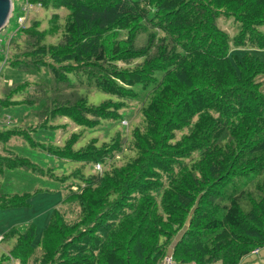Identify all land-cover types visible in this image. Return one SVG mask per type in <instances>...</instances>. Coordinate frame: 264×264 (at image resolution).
I'll use <instances>...</instances> for the list:
<instances>
[{
  "label": "trees",
  "instance_id": "obj_1",
  "mask_svg": "<svg viewBox=\"0 0 264 264\" xmlns=\"http://www.w3.org/2000/svg\"><path fill=\"white\" fill-rule=\"evenodd\" d=\"M27 2L53 13L47 30L32 18L10 36L3 65L33 80L2 86L0 116L11 110L16 118L20 106L37 123L0 130V174H44L6 146L14 136L101 171L85 175L78 167L61 176L64 194L40 239L32 222L11 227L2 237L14 243L3 256L22 264H160L172 250L173 264H239L262 249L264 91L257 77L264 59L250 50L264 51V0ZM222 17L238 24L232 37L219 27ZM92 91L107 98L91 104ZM131 101L140 104L143 129L117 131L109 142L95 137L75 148L80 135L72 134L61 147L32 136L55 131L59 118L88 129L123 121ZM123 146L135 155L113 164ZM35 192L12 193L2 182L0 208L29 206Z\"/></svg>",
  "mask_w": 264,
  "mask_h": 264
},
{
  "label": "rangeland",
  "instance_id": "obj_2",
  "mask_svg": "<svg viewBox=\"0 0 264 264\" xmlns=\"http://www.w3.org/2000/svg\"><path fill=\"white\" fill-rule=\"evenodd\" d=\"M12 1L13 8L11 17L9 18L7 25L0 30V90L2 89V86L4 84H10L12 81L17 79L33 80L32 76H29V78L25 77L22 73L12 71L3 65V58L6 54V48L9 44L10 36L14 35L17 37L19 33V23L17 21V16L22 14L24 15L20 19L21 23L28 24L29 20L32 18L40 20L42 29L46 27L45 29L47 30L48 20L52 16L51 13H53V10L43 9L38 5H34L33 7H31L27 3H24L25 0ZM22 6L24 11L22 10ZM65 11L67 13V10ZM58 12L60 17H64V10H58ZM217 23L219 27L227 32L230 37H232L238 29V24L234 20L229 18H219L217 20ZM260 29L264 32V26L260 27ZM157 34L162 35V32L157 30ZM50 39L52 38H50L49 36L46 37L47 42H50ZM232 48L233 47H231V49ZM253 51L260 53L262 59H264V51H257V49L250 50L251 53H253ZM43 71L44 69H42L41 71L42 74L44 73ZM257 80L261 83V89L264 91V75L258 76ZM106 98L107 97H105L103 93L92 91V93L89 94L88 100L91 104L97 105ZM23 108L20 106L19 108H15L17 114L16 118H13L11 116V112L13 111L10 110L8 112H4L0 116V130H6L10 126L19 127L23 124H26L27 126L36 124L37 121L34 116L30 113L27 114V112L24 111ZM16 119L20 121L16 123ZM122 120L123 121H116L117 123H114L112 121L103 122V124L95 129H88L74 124L69 119L59 118L53 122L56 126H58L55 131H47L37 134L34 133L32 134V136L33 138L35 137L37 141L46 144L51 143L55 146L61 147L64 145L65 140L72 134L80 135V140L77 142L75 148H79L85 145L91 138L95 137L98 140V144L109 142L117 131L121 132V135L126 133L128 134L129 130L133 129L136 125H138L141 130L143 129L140 125L142 122V117L140 114V104H138L136 101L129 102L128 106L124 108ZM182 132H187V128H184L182 131H176L175 137L180 136ZM6 146L12 149L18 156L26 157L30 161L38 164L44 169V174L31 173V171L24 172L21 170H13L8 171L5 174H0V184H2V182H6L9 192L21 193L23 191L38 190V192H35L29 199V206L0 208V264H22L18 262L17 259H11L3 256L5 255L4 252L9 250L8 247L12 246L14 240H12V238L3 240L2 236L5 235L11 227H23L27 223L32 222L36 225L37 229L36 240H39L43 228L48 223L51 211L55 207H58L62 200L64 194V182L68 181V179L62 182L60 177L69 175L73 169H76L78 167H82V171L85 175L89 173H95V170L97 169L101 171V168L99 169L98 165L93 166L90 164H85V166L83 165V167L81 164L57 159L52 155H48V152H46L45 150V152L40 151L38 150V148L31 146L30 144L16 136L12 137L6 144ZM123 149L125 150L121 155H118V157L115 156V161L112 162L113 164H123L129 159V157H133L135 155L133 148L129 149L128 147L123 146ZM4 152L5 151L3 144L0 143V154L4 155ZM47 168L51 170L53 177H50L47 174ZM55 176L58 179H56ZM171 252L172 250L169 251L166 257L171 256ZM257 253L258 251L256 253L253 252L252 254ZM166 257L164 259H166ZM164 259L160 264H164ZM218 263L221 264L220 262Z\"/></svg>",
  "mask_w": 264,
  "mask_h": 264
},
{
  "label": "water",
  "instance_id": "obj_3",
  "mask_svg": "<svg viewBox=\"0 0 264 264\" xmlns=\"http://www.w3.org/2000/svg\"><path fill=\"white\" fill-rule=\"evenodd\" d=\"M11 16V0H0V30L7 24Z\"/></svg>",
  "mask_w": 264,
  "mask_h": 264
},
{
  "label": "crops",
  "instance_id": "obj_4",
  "mask_svg": "<svg viewBox=\"0 0 264 264\" xmlns=\"http://www.w3.org/2000/svg\"><path fill=\"white\" fill-rule=\"evenodd\" d=\"M36 236H37V229H36ZM263 260H264V247L260 249L257 254H252V255L250 254L249 256L245 257L240 263L241 264H256L258 261L263 262ZM213 264H219V263L217 262Z\"/></svg>",
  "mask_w": 264,
  "mask_h": 264
},
{
  "label": "bare ground",
  "instance_id": "obj_5",
  "mask_svg": "<svg viewBox=\"0 0 264 264\" xmlns=\"http://www.w3.org/2000/svg\"><path fill=\"white\" fill-rule=\"evenodd\" d=\"M24 3H27L28 5H30V6L32 7V5H31L30 3H28L27 0H25ZM12 8H13V1L11 0V12H12ZM22 9H23V6H22ZM10 17H11V16H10ZM10 17H9V18H10ZM22 17H23V16H20L19 19H18V22H19L20 25H23V23L20 22V19H21ZM8 21H9V19H8ZM7 23H8V22H7ZM6 25H7V24H6ZM6 25H5V26H6ZM2 238H3V237H2Z\"/></svg>",
  "mask_w": 264,
  "mask_h": 264
},
{
  "label": "built area",
  "instance_id": "obj_6",
  "mask_svg": "<svg viewBox=\"0 0 264 264\" xmlns=\"http://www.w3.org/2000/svg\"><path fill=\"white\" fill-rule=\"evenodd\" d=\"M253 252L256 253L257 250H254ZM253 252H252V253H253ZM163 263H164V264H173V263H172V258H171V256L166 257V259H164Z\"/></svg>",
  "mask_w": 264,
  "mask_h": 264
}]
</instances>
